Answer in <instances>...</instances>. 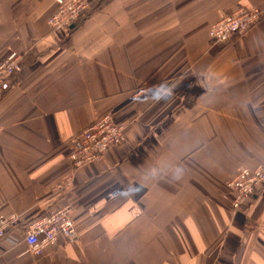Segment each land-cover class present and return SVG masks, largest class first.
Listing matches in <instances>:
<instances>
[{"label":"crops","instance_id":"crops-1","mask_svg":"<svg viewBox=\"0 0 264 264\" xmlns=\"http://www.w3.org/2000/svg\"><path fill=\"white\" fill-rule=\"evenodd\" d=\"M90 2L52 30L54 0H0V62L24 55L0 95V214L21 217L0 264H264V188L235 210L229 187L264 165V0ZM239 6L261 22L214 42ZM105 113L125 144L74 172L67 140ZM61 203L78 240L32 253L24 225Z\"/></svg>","mask_w":264,"mask_h":264},{"label":"built area","instance_id":"built-area-1","mask_svg":"<svg viewBox=\"0 0 264 264\" xmlns=\"http://www.w3.org/2000/svg\"><path fill=\"white\" fill-rule=\"evenodd\" d=\"M54 1L57 8L48 22L52 30H69L85 17L91 3L90 0ZM262 17V11L257 8L239 6L211 27L210 37L214 42L231 44L255 28ZM23 60V54L13 51L0 62V95L9 91L15 78L23 73ZM126 140L125 126L117 124L109 113L100 115L66 142L73 171L102 162L113 148L122 146ZM71 180L70 177L68 182L65 185L60 184L58 189L65 191ZM229 187L233 194V208L240 210L246 207L256 192L264 188V165L240 169L229 183ZM129 211L134 216L141 214L135 205L131 206ZM73 214L71 204L61 203L24 225V241L28 249L36 255H41L46 250L59 246L62 240L68 243L77 241L79 233ZM20 223L21 217L18 214H0V241L7 238L10 231L19 227Z\"/></svg>","mask_w":264,"mask_h":264},{"label":"clouds","instance_id":"clouds-1","mask_svg":"<svg viewBox=\"0 0 264 264\" xmlns=\"http://www.w3.org/2000/svg\"><path fill=\"white\" fill-rule=\"evenodd\" d=\"M156 99H159V97H156ZM181 176H182L181 170H177V173L174 175L173 178L179 180L181 179Z\"/></svg>","mask_w":264,"mask_h":264}]
</instances>
